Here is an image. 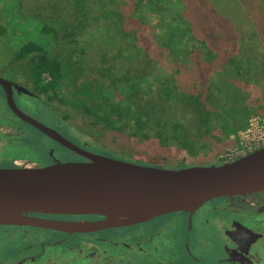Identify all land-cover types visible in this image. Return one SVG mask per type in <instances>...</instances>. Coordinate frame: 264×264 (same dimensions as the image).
Listing matches in <instances>:
<instances>
[{"label": "trees", "instance_id": "obj_1", "mask_svg": "<svg viewBox=\"0 0 264 264\" xmlns=\"http://www.w3.org/2000/svg\"><path fill=\"white\" fill-rule=\"evenodd\" d=\"M70 1L77 3L80 12L71 39L59 43L51 37L49 44L29 42L15 55V61L31 57L28 73L34 74V92L49 102L77 106L109 131L126 133L128 141L137 139L154 152L175 155L180 164L202 155L198 161L213 165L230 145L225 140L238 131L239 109L232 104V91L209 90L206 94L195 76L193 82L187 76L200 71L205 78L215 80L242 54L238 49L245 42L230 27L238 0H130L127 8L121 7L120 0ZM206 5L228 14L217 12L212 19L207 18ZM205 21L212 26L207 28ZM257 23L251 35L258 41L257 48H264V17ZM94 24L95 36L110 34L107 39L118 46L103 51L98 63L85 66L83 45ZM215 25L225 31L215 29ZM6 32L0 22V38ZM55 45L62 47L59 54L52 51ZM260 100L255 104L263 114ZM181 103L192 107L198 129L188 128L184 122L171 124L167 117L155 115ZM223 112L233 122L220 127L217 117ZM221 129L226 137L214 136ZM190 136L199 137L192 140ZM211 140L217 148H212ZM207 144L209 150L200 151Z\"/></svg>", "mask_w": 264, "mask_h": 264}, {"label": "rangeland", "instance_id": "obj_2", "mask_svg": "<svg viewBox=\"0 0 264 264\" xmlns=\"http://www.w3.org/2000/svg\"><path fill=\"white\" fill-rule=\"evenodd\" d=\"M129 2L130 0H120V5L127 8ZM72 3L70 0H0V22L7 30L6 34L0 38V77L11 78V76L15 77L20 73H28L31 57L21 61H15L14 59L16 53L23 45L29 42L49 44L51 37H56L60 40L59 43L72 38L73 27L80 17L79 6H77V3ZM261 4H263L262 9L259 8ZM206 6L207 14L205 17L207 18L212 19L217 12L219 14H228L224 10L222 13V11H215V9L209 8L208 5ZM259 13L260 15L258 16ZM263 15L264 0H245L244 3L242 0H238L237 15L235 17L231 15L234 23L230 27L232 28L233 26L240 40L242 39L245 42L242 49H238V52L242 54L237 57L236 61L230 64L229 70L226 69L215 80L205 78L200 73L199 68V73L190 72L191 75L187 76L192 82L194 80L193 76H195L202 84L199 86V89H204L206 94L209 90H218L217 92L232 91L231 93L235 96V101L232 104L238 106V119L241 122L239 123L238 131L231 134L228 140H225L230 145L224 151L234 144L232 137L240 131L247 129L253 119H264V113L261 114L257 108L258 106L255 104L257 100L262 98L264 100V48H262V45L260 47L258 45L257 48L256 43L258 44V41H255L252 37L253 35H251L253 24L261 21L264 17ZM204 24L207 25V28L212 26L211 22L205 21ZM214 28L221 30L223 27L215 25ZM95 30H97L96 24L92 25L89 29L91 34L83 45L85 52L82 63L85 66L98 63L103 51L118 46L115 41L107 39L110 34L95 36L93 34ZM222 31H225L224 28ZM262 43L264 45V41ZM61 48L60 45H55L52 51L59 54ZM221 79L225 82L221 81ZM263 100L260 101L264 103ZM19 101L27 105L25 106V110L33 117L56 129L72 143L94 154L139 165L156 166L166 169H176L179 166L180 168H189L207 165L206 162H202V159V161H198L200 157H203L202 155L196 160L191 158L188 162L180 164V162L176 161L178 159H176L175 155L168 156L149 150V148L143 146L144 144H140L137 139L131 143L127 140L126 133L120 134L109 131L94 117L84 115L77 106H73L72 104L60 103L58 101L49 102L44 96H38L37 98L24 97L19 99ZM4 111H7V108L3 90L0 87L1 116L5 113ZM192 111V107L189 108L186 103H181L179 106H173L169 111H156L155 115L167 117L171 124L184 122L189 125L188 128L198 129L200 125H198L196 115ZM223 117H227L224 115V112L221 116L217 117L218 126L221 127V125L229 121L233 122L232 117H227L226 119H223ZM25 126L29 129L27 143L17 140L22 139L25 133L18 136L15 130L0 126L1 167H11L9 158L14 156L32 158V161L26 159L15 161V164L19 167L46 166L55 163V161L71 162L76 159L75 154L68 148L47 137L36 128L29 125ZM202 128L204 129V127ZM222 132V129L216 131L214 136L219 138L226 137L222 136L224 134ZM193 133L197 135L196 133L198 132ZM198 137L190 136L192 140ZM210 142L213 149L217 148V143L212 140ZM4 146L9 147L3 149ZM209 148L210 145L207 144L205 147H201L200 151L203 149L209 150ZM52 151L54 157H51ZM219 155L211 164L220 165L218 162L220 159Z\"/></svg>", "mask_w": 264, "mask_h": 264}, {"label": "water", "instance_id": "obj_3", "mask_svg": "<svg viewBox=\"0 0 264 264\" xmlns=\"http://www.w3.org/2000/svg\"><path fill=\"white\" fill-rule=\"evenodd\" d=\"M10 109L22 120L87 161L0 168V226L73 231L129 226L193 211L219 198L264 192V148L224 165L166 169L94 154L22 112L11 84L0 78ZM90 215L102 220L62 224L33 216Z\"/></svg>", "mask_w": 264, "mask_h": 264}, {"label": "flooded vegetation", "instance_id": "obj_4", "mask_svg": "<svg viewBox=\"0 0 264 264\" xmlns=\"http://www.w3.org/2000/svg\"><path fill=\"white\" fill-rule=\"evenodd\" d=\"M2 79L11 84L18 108L32 116L19 99L39 96L34 92V74L20 73ZM0 87L7 108L0 114V126L15 130L18 136L25 133L17 140L27 143L29 129L25 125L34 126L10 109L6 91L1 84ZM71 152L76 156L74 162L87 161ZM51 154L54 157L53 151ZM9 159L8 168H15L19 167L15 161L32 158ZM33 217L62 224L102 220L90 215ZM0 264H264V192L219 198L193 211L173 212L129 226L100 230L3 225Z\"/></svg>", "mask_w": 264, "mask_h": 264}, {"label": "built area", "instance_id": "obj_5", "mask_svg": "<svg viewBox=\"0 0 264 264\" xmlns=\"http://www.w3.org/2000/svg\"><path fill=\"white\" fill-rule=\"evenodd\" d=\"M232 139L234 144L219 155L220 165L235 162L264 148V119H253L247 129Z\"/></svg>", "mask_w": 264, "mask_h": 264}, {"label": "bare ground", "instance_id": "obj_6", "mask_svg": "<svg viewBox=\"0 0 264 264\" xmlns=\"http://www.w3.org/2000/svg\"><path fill=\"white\" fill-rule=\"evenodd\" d=\"M45 217V216H44Z\"/></svg>", "mask_w": 264, "mask_h": 264}]
</instances>
